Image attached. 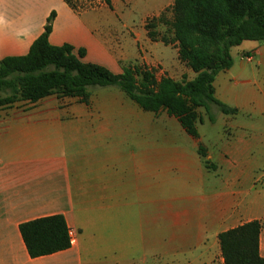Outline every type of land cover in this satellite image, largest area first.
<instances>
[{"label":"crops","instance_id":"obj_1","mask_svg":"<svg viewBox=\"0 0 264 264\" xmlns=\"http://www.w3.org/2000/svg\"><path fill=\"white\" fill-rule=\"evenodd\" d=\"M138 2L111 0V9L104 0H93L74 10L65 0H0V61L27 55L56 12L52 45L69 44L76 53L84 49V62L122 74L121 63L145 57L144 48L151 44L159 48L158 41L147 38L143 21L130 27L124 23L126 32L114 22L119 13L128 21L126 9ZM173 4L166 0L159 14ZM238 50L264 65L263 43L245 41ZM233 68L219 73L214 83L216 98L238 110L231 117L222 113L230 133L219 131L220 145L208 153L214 162L209 169L218 174L215 193L200 208V219L179 225L178 235L175 225H167L169 232L161 237L158 200H143L144 193L160 185L161 151L168 146L160 145L159 135L146 142L141 133L137 155L128 157L126 147L123 152L122 145L109 143H127L133 132L127 124L128 103L120 95L95 92L89 105L51 95L0 106V264H224L219 235L252 221L261 224L264 258V128L257 130L255 122V116L264 118V86L248 81L242 87L238 81L227 85L220 78ZM192 73L191 80L196 78ZM139 120L141 116L131 123ZM174 152L179 160L163 161L185 167L187 156ZM128 185L141 190V202L153 207L147 215L128 212L133 207L128 205ZM54 215H63L75 233L71 248L32 258L20 226ZM213 254L219 255L218 263ZM181 256L184 261L177 260ZM191 256L194 261L189 262Z\"/></svg>","mask_w":264,"mask_h":264},{"label":"trees","instance_id":"obj_2","mask_svg":"<svg viewBox=\"0 0 264 264\" xmlns=\"http://www.w3.org/2000/svg\"><path fill=\"white\" fill-rule=\"evenodd\" d=\"M79 1L65 0L74 10L79 8ZM105 2L112 9L111 0ZM171 12V21L163 13L147 24L148 36L165 45L176 44L179 60L196 74L195 79L177 81L164 77L159 81L146 67L130 65L123 68L122 74H115L102 65L84 62V49L76 53L69 44L50 43L56 18L53 12L27 55L0 61V106L34 103L51 95L77 98L89 105L95 89L116 87L145 112H166L174 117L187 135L199 140L198 123L204 121L199 109L210 111L214 105L225 115L238 114L237 109L216 98L214 83L219 73L233 67V48L245 41L264 44V0H174ZM156 22L168 27L169 37L159 38L154 31ZM198 154L211 168L207 148L201 142ZM20 231L32 258L72 246L63 215L24 223ZM260 233L259 221L221 233L219 244L224 264H264L259 251Z\"/></svg>","mask_w":264,"mask_h":264},{"label":"rangeland","instance_id":"obj_3","mask_svg":"<svg viewBox=\"0 0 264 264\" xmlns=\"http://www.w3.org/2000/svg\"><path fill=\"white\" fill-rule=\"evenodd\" d=\"M84 1L85 0H80L78 2L79 8L82 9V6L85 5ZM90 2H93V0L88 1L85 6H89L87 4H90ZM128 3H126V5H128ZM165 3L166 0H139L136 5H131L129 9H126L124 15L128 17V21H125L119 13L116 17H113L115 20L114 22L119 30L126 32V29L123 26L124 23H127L130 27L131 25L139 26L143 21L142 27L145 31H147V24L152 23L155 18L160 17L163 13L165 14L166 19L171 21L172 6L159 14L161 7ZM154 31L158 33L159 38L164 35H168V37L170 36L169 33H167L168 27L161 22H156ZM147 38L150 39L148 32ZM157 41L159 42V48L151 44L149 50L144 48L145 57L135 62L121 63V67L125 68L130 65L146 67L154 73L159 81L164 77H170L177 81H181L184 78L191 80L192 77H194L192 73L193 71L182 64L179 60L176 55L177 45H165L160 41V39ZM239 47H235L231 50L234 68L226 74H223V78L221 77L220 79H225L227 81V85L230 86L231 83L234 84L236 81L240 83L238 84L240 87L246 85L242 83L244 81H248V84L261 83V85L264 86V65L258 64V60H255L253 55H249L248 53H242L239 55ZM240 60L244 63L243 68L240 66ZM95 92L103 95L111 92L115 95H120L121 100L128 103L127 108L129 107V123L127 124L128 128L133 132L129 135L127 143H122L121 141L116 140H113L112 142L110 141L109 143L112 145H122L123 152L126 147L128 157L132 154L137 155L138 148L136 147V144L137 141L139 142L140 140L141 133L143 134L145 141L147 139L151 140L152 135H154V137L159 135L160 145L168 146L166 149H161L160 185H157V187L154 185L153 192H150L149 190L144 193L143 200L145 201V198L155 197L158 200L160 214L159 235L161 237L166 236L169 232L167 225H175V233L177 235L180 234L182 228L179 227V225H183L189 221H198L200 219V208L203 207L208 197H211L215 193L214 185H216L218 174L215 170L206 168L204 165V159L201 158L200 161L197 147L199 142H196V140L187 135L178 123L177 119L174 117L169 116L166 112H161L160 114L155 115L152 112H145L141 110L134 102L127 98V96L120 89L116 87L98 88L93 91V94ZM199 112L204 119L203 123H198V130L202 136L201 143L207 148L208 153H215L216 150L214 148L220 145L218 137L219 131L229 134L230 131L228 130V125L227 123L222 122L220 118L222 113L217 106L212 105L210 111H206L204 108H201L199 109ZM137 116H141L142 120H139V122L136 123H131L132 120L134 121V119L137 118ZM228 116L231 117V115ZM255 117L257 130H263L264 126L262 120H264V118L262 116H259V118L258 116ZM239 119L242 122L245 121L243 116ZM210 120L215 121L210 122ZM115 139L119 140L120 138ZM168 139H172L173 141L166 142ZM174 151H181L187 156L188 164L185 165V167H182L178 162L165 163L163 161L167 160L169 157L171 160L173 158H177L176 154L178 155L179 153H175ZM176 160L179 159L177 158ZM201 163L203 164L201 165ZM212 164H214L213 161ZM112 170L114 171L115 169ZM116 170L119 172V167H117ZM256 183L259 184V182ZM203 185L213 186L211 187V190H205L203 189ZM128 190V205L132 204L133 206L128 209V212L131 215L140 216L142 213L144 216V214H148L146 212L153 210V207L150 205L148 207V205H144L143 201L141 202L142 191L138 190L137 192L135 185H132V187L128 185ZM154 232L157 234V227H154ZM213 256H215V262L218 263L220 258L219 255L213 254ZM160 257L161 258L159 260H165L162 255H160ZM177 260L184 261V257L181 256ZM187 260L189 262L194 261V258L191 256Z\"/></svg>","mask_w":264,"mask_h":264},{"label":"built area","instance_id":"obj_4","mask_svg":"<svg viewBox=\"0 0 264 264\" xmlns=\"http://www.w3.org/2000/svg\"><path fill=\"white\" fill-rule=\"evenodd\" d=\"M70 236H71V239H72V241L75 239V233L74 232H72V231H70Z\"/></svg>","mask_w":264,"mask_h":264}]
</instances>
